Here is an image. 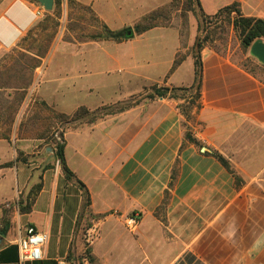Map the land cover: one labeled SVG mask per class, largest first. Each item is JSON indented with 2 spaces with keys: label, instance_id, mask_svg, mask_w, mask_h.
<instances>
[{
  "label": "crops",
  "instance_id": "0c3cea01",
  "mask_svg": "<svg viewBox=\"0 0 264 264\" xmlns=\"http://www.w3.org/2000/svg\"><path fill=\"white\" fill-rule=\"evenodd\" d=\"M78 1L117 31L170 0ZM198 2L206 16L236 4L243 16L264 19V0ZM41 7L3 5L0 53L37 25ZM180 48L175 27H154L121 43L64 42L47 58L36 98L63 114L139 100L65 131L72 177L42 138L20 135L24 107L8 137L0 119V264H81L89 220L114 210L138 214V229L107 216L89 249L93 264H264V73L247 70V55L204 49L200 106L187 120L181 100L143 99L155 84L193 85V55L172 70ZM28 227L48 235L41 260H20L16 241Z\"/></svg>",
  "mask_w": 264,
  "mask_h": 264
},
{
  "label": "rangeland",
  "instance_id": "374dc122",
  "mask_svg": "<svg viewBox=\"0 0 264 264\" xmlns=\"http://www.w3.org/2000/svg\"><path fill=\"white\" fill-rule=\"evenodd\" d=\"M11 1L14 0H0V10ZM43 11L31 35L28 33L16 47L0 53V119L7 124L3 126L6 129L2 136L8 137L18 112L24 107L20 135L42 138L43 144L50 145L55 153L57 146L64 144V133L68 128L90 126L100 117L108 116L112 110L139 100V95L128 97L117 105L111 104L95 110L80 107L77 109L78 113L75 112L76 115L63 114L39 97L37 99L36 95L46 71L47 58L59 54L63 50L64 42L78 44L93 41V36L102 35L106 26L96 17L90 6L83 5L78 0H58V3L54 0L53 9L47 11L43 8ZM155 11H159L158 18L154 21L157 27H175L179 31L181 48L176 55H198L200 59L203 50L209 49L218 54L247 55L245 61L254 67L259 63L251 56L250 49L246 50L241 45L233 26V21L237 18L236 11L206 16L201 12L197 0H170L167 4L141 15L131 26L117 31L124 32L128 28L134 30L139 22H143L145 17ZM136 36L139 35L134 33L131 38L115 39L103 36L97 41L121 43ZM198 41L202 44L200 51L195 47ZM169 43L170 41L165 45L170 48ZM155 87L162 86L152 85V91L144 95L143 99L157 97H151ZM177 93L183 97L177 100L183 103H188L196 95L195 89ZM31 194L29 193L28 198ZM90 262L92 263L91 255ZM80 263L83 264L82 256Z\"/></svg>",
  "mask_w": 264,
  "mask_h": 264
},
{
  "label": "trees",
  "instance_id": "16d2710c",
  "mask_svg": "<svg viewBox=\"0 0 264 264\" xmlns=\"http://www.w3.org/2000/svg\"><path fill=\"white\" fill-rule=\"evenodd\" d=\"M31 1L36 2L35 0H31ZM55 3H58V0H55ZM198 5H199V2H198ZM233 10L236 11V13H237V18L233 21V26L239 35L240 42H241V45L243 48L248 50V49H250L251 45L256 40H258V39L264 40V19L243 16L240 9L238 8V6L236 4L225 7L223 9H221L216 14H219V13L224 12V11L231 12ZM158 13H159V11H155V12L151 13L149 16L145 17L143 19V22H139L133 28L134 30H132L133 36H134V33L136 35H140L146 31L150 30L151 28L157 27L158 25L154 21H156V19L158 18ZM104 30L105 31L102 35H99V34L94 35L93 40H99L103 36L106 38H109V39L110 38L115 39V38H119V37L131 38L130 36H128L126 34L127 29L124 32L123 31H111L106 26H104ZM33 31H34V28L29 31V33H30L29 35H31V33ZM195 47L197 50L200 51V49H202L201 42L198 41L195 44ZM193 57L195 59V79H194V83L191 87H189V88L166 87V86L155 87L154 88V95L151 96V97L158 96V97H162V98L168 97V98L177 100V99L183 98L182 96L178 95V93H177L178 91H187L190 89L191 90L195 89L196 95L194 97H192V99L188 103H183L179 106L181 112L184 114V116L187 118V120L192 119V111L194 108H199L200 99H201V81H202V64H201V60H200L201 58L199 59L198 55H193ZM184 58H185V56H183V55H176L172 70H174L184 60ZM259 63L257 64L256 67H254L253 64H248V62L246 61L245 67L247 68V70H249L250 72H252L255 75H257V73L261 74V72L264 73V64H262V63L259 64ZM132 105H133V103H131V104L127 103V104L121 106L120 108H116V109L112 110L107 115H113V114L122 112V111L128 109L129 107H131ZM77 113H78V111H77ZM75 115H76V113H75ZM100 118H102V117H100ZM186 137L189 138V140H191L193 142H197L194 138H192L189 131L186 132ZM55 156L59 160L65 175L67 177H72L73 172L68 168L66 161H65V157H64V144L57 146L56 151H55ZM217 157L220 159V161L223 163L224 166L229 168V165L227 164V162L222 157H220V156H217ZM27 205L25 207H21L20 210L21 211L27 210L28 209ZM3 226H4V228L0 229L1 231H4L7 227V223L4 220H3Z\"/></svg>",
  "mask_w": 264,
  "mask_h": 264
},
{
  "label": "built area",
  "instance_id": "2783aa9c",
  "mask_svg": "<svg viewBox=\"0 0 264 264\" xmlns=\"http://www.w3.org/2000/svg\"><path fill=\"white\" fill-rule=\"evenodd\" d=\"M41 8L43 10V7ZM42 10H37L35 15L41 16ZM111 215L121 217L128 231L135 232L138 229L140 217L136 213L123 216L119 211L114 210L104 216L91 217L83 232L84 248L81 254L83 264H92L90 262L89 249L99 240L101 225L106 220V217ZM47 240L48 235L46 233L40 232L34 227H28L26 234L16 241L20 260H41L43 258V248Z\"/></svg>",
  "mask_w": 264,
  "mask_h": 264
},
{
  "label": "water",
  "instance_id": "95a60500",
  "mask_svg": "<svg viewBox=\"0 0 264 264\" xmlns=\"http://www.w3.org/2000/svg\"><path fill=\"white\" fill-rule=\"evenodd\" d=\"M45 10L51 11L54 7V0H35ZM126 34L130 37L133 36L132 29H127ZM250 54L256 58L260 63L264 64V41L262 39L256 40L250 47Z\"/></svg>",
  "mask_w": 264,
  "mask_h": 264
}]
</instances>
